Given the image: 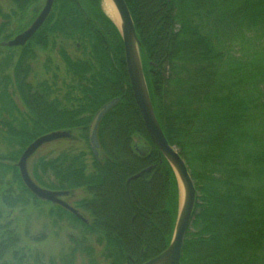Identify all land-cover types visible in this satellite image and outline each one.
Wrapping results in <instances>:
<instances>
[{
    "label": "trees",
    "instance_id": "16d2710c",
    "mask_svg": "<svg viewBox=\"0 0 264 264\" xmlns=\"http://www.w3.org/2000/svg\"><path fill=\"white\" fill-rule=\"evenodd\" d=\"M12 1L19 10L36 2ZM125 2L140 41L154 114L195 187L180 264H264V0ZM58 37L77 38L86 48V55L75 57L58 48L65 72L76 79L63 97L52 86L55 72L50 83L46 78L28 81L25 59L27 49L31 59L36 56L32 44L47 47ZM233 41L242 45V54L227 53ZM20 51L13 80L26 117L19 126L3 123L18 147L0 155V189L13 195L4 201L16 206L26 193L38 200L15 164L33 139L67 129L88 145L92 115L117 97L97 126L98 158L90 150L87 163L84 150H62L51 158L38 157L29 172L42 186L86 192L77 206L93 216L87 222L57 208L96 235L109 264H141L161 252L178 213V183L146 132L129 85L120 32L100 0H54L45 22ZM135 138L151 147L144 156L134 151ZM8 174L15 187L5 180ZM10 246L0 244V258Z\"/></svg>",
    "mask_w": 264,
    "mask_h": 264
},
{
    "label": "rangeland",
    "instance_id": "374dc122",
    "mask_svg": "<svg viewBox=\"0 0 264 264\" xmlns=\"http://www.w3.org/2000/svg\"><path fill=\"white\" fill-rule=\"evenodd\" d=\"M43 1L36 0L26 9L19 10L12 0H0V41L23 29ZM262 33L264 35V30ZM248 34L251 36L254 33L251 31ZM259 35L263 37L262 34ZM79 44L77 38L60 37L56 41H51L47 47L32 44L30 50L36 56L30 61L31 71L28 74V81L36 83L46 78L50 83L55 72L57 78L52 86L56 89L55 93L58 92L60 97H63L67 84L71 83V79L75 83L76 79L65 72L58 48H65L67 54L74 57L86 55V48ZM232 45L233 47L230 46L228 49L229 52L227 50L228 54L239 55L244 52L239 41H233ZM7 49L0 44V155L9 156L18 147L6 134L3 123L9 121L16 126L22 125L26 117V109L11 76L13 61L9 64L1 60V55H11L16 58L19 49L9 53ZM55 66H58L56 70ZM74 134L77 135V131H74ZM62 150H84L87 163L91 161L92 155L85 140L72 135L70 138H60L41 145L28 160V168L38 157L51 158ZM5 180L11 183L10 186H16L11 174H8ZM4 189H0V244L9 246L10 243L11 246L3 253L0 264H109L102 254L103 244L97 242L96 235L85 231L68 213L60 211L56 205L49 202L34 201L27 193L24 202L11 207L4 200L10 201L11 198L7 197L13 198V195L6 196ZM73 192V196L65 198L73 206H76L80 198L87 196L81 188ZM179 196L181 189L178 188V205ZM80 210L88 216L87 218L90 217L88 211ZM87 248H92L91 254Z\"/></svg>",
    "mask_w": 264,
    "mask_h": 264
},
{
    "label": "water",
    "instance_id": "95a60500",
    "mask_svg": "<svg viewBox=\"0 0 264 264\" xmlns=\"http://www.w3.org/2000/svg\"><path fill=\"white\" fill-rule=\"evenodd\" d=\"M54 0H44L33 20L23 28L14 37L5 42L8 46H23L33 36L37 29L47 19ZM119 14L118 28L124 51V64L129 79V85L133 94L134 101L140 112L146 132L160 154L168 161L172 167L181 196H179L178 213L174 224L171 240L169 244L158 254L143 261L141 264H180L181 249L183 246L186 231L190 225L192 210L195 202V187L193 180L188 172L184 159L179 154L174 145H171L166 139L153 111L150 101L142 63L140 57V41L138 40L135 26L130 15L125 0H112ZM118 98L115 97L102 104L93 114L88 125V144L95 157L98 156L99 143L97 139V126L103 115L116 103ZM72 133L67 129H56L48 131L33 139L21 152L16 161L21 180L25 187L38 199L50 201L51 203H59L65 209L74 214L83 222H87L78 209L71 206L61 196L68 194L69 190L49 189L37 184L31 177L28 170V160L34 152L43 144L60 139L70 138ZM150 146L146 144L135 145L134 150L144 156L149 152ZM151 167H147L130 176L127 184L141 173L149 171Z\"/></svg>",
    "mask_w": 264,
    "mask_h": 264
},
{
    "label": "flooded vegetation",
    "instance_id": "af4514ba",
    "mask_svg": "<svg viewBox=\"0 0 264 264\" xmlns=\"http://www.w3.org/2000/svg\"><path fill=\"white\" fill-rule=\"evenodd\" d=\"M30 23V22H29ZM29 23H27V25L29 24ZM26 25V26H27ZM25 26V27H26ZM22 30V29H21ZM20 30V31H21ZM19 31V32H20ZM19 32H17V33H19ZM17 33H15V34H13L12 36H10V37H7L6 39H2L1 41H0V44L2 45V46H6L8 49H7V51H8V53L9 52H11V51H13V50H15V49H19V52H18V55H16V58H13V56H11V55H1V60L2 61H4V62H7V63H9L10 64V62H12L13 61V64H12V77H13V70H14V64H15V62H16V60H17V58L20 56L19 54L21 53V51H20V49H21V47H24L26 44H27V42L29 41H27L26 43H25V45L24 46H8V45H6L5 44V42L6 41H8L10 38H12V37H14ZM28 55H31L30 54V51L27 49L26 50V52H25V59H26V63L30 66L29 68L30 69H28V74L30 73V71H31V58H30V56H28ZM35 58V57H34ZM34 58H32V59H34ZM28 74H27V78H28ZM137 140V141H136ZM141 142V141H140ZM140 142H138V139H134V143L133 144H141ZM133 146H135V145H133ZM49 188V187H48ZM53 189V188H52ZM58 190H63V189H58ZM64 190H69L70 192L68 193V194H66V195H64V196H61V199H63V200H65L66 202H68V204H70L69 203V201H67L65 198H68V197H71V196H73V194H74V192H73V189H64ZM75 190V189H74ZM52 205H56V206H59V207H61L62 209H65L62 205H60L59 203H53ZM71 206H73L72 204H70ZM73 207H75L76 209H78L79 211H80V213L84 216V217H88V216H86L84 213H82L81 212V208L80 207H78L77 206V204H76V206H73ZM74 217H76L75 215H74ZM90 217H93V216H90Z\"/></svg>",
    "mask_w": 264,
    "mask_h": 264
},
{
    "label": "bare ground",
    "instance_id": "6f19581e",
    "mask_svg": "<svg viewBox=\"0 0 264 264\" xmlns=\"http://www.w3.org/2000/svg\"><path fill=\"white\" fill-rule=\"evenodd\" d=\"M101 6L106 15L119 26V14L112 0H101Z\"/></svg>",
    "mask_w": 264,
    "mask_h": 264
}]
</instances>
